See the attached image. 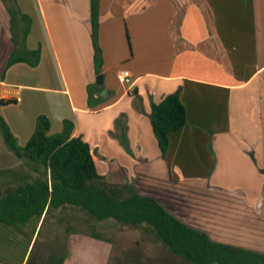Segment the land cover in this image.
I'll list each match as a JSON object with an SVG mask.
<instances>
[{
	"label": "crops",
	"instance_id": "obj_1",
	"mask_svg": "<svg viewBox=\"0 0 264 264\" xmlns=\"http://www.w3.org/2000/svg\"><path fill=\"white\" fill-rule=\"evenodd\" d=\"M16 2L31 18L26 47L40 50L37 66H8L15 47L0 0V100H16L0 115L18 145L40 115L49 134L71 121L101 175L112 163L122 181L213 240L264 252V0H98L99 74L91 0ZM179 88L186 123L161 158L151 105ZM42 223H0V264H26ZM69 247L63 264H109L107 240L73 235Z\"/></svg>",
	"mask_w": 264,
	"mask_h": 264
},
{
	"label": "trees",
	"instance_id": "obj_2",
	"mask_svg": "<svg viewBox=\"0 0 264 264\" xmlns=\"http://www.w3.org/2000/svg\"><path fill=\"white\" fill-rule=\"evenodd\" d=\"M4 2L11 16L15 47L8 66L26 62L35 67L40 60V50H28L26 47L31 19L20 11L16 0ZM98 9V0H91L92 39L96 72L99 74L103 59L98 42ZM180 90L151 105L149 118L161 158H165L169 149V134L186 123V109L180 99ZM15 103V99L0 100L3 106ZM124 118L125 115H120L116 125L123 123L121 138L125 144ZM50 127L49 118L40 115L31 138L21 147L0 115V131L6 145L39 175L34 182H25L0 195L1 224L34 226L40 219L45 220L53 210L73 207L99 221L113 219L128 226H145L174 256L189 264H264V252L217 242L207 232L192 227L170 213L155 197L139 193L132 182L121 180L120 172L114 169L112 163L110 173L101 175L90 145L81 136L72 137L71 121L65 120L63 130L56 134H49ZM260 172L264 175V169H260ZM90 235L104 239L97 232ZM36 243L26 264H42L33 258ZM65 258L52 253L49 264H63Z\"/></svg>",
	"mask_w": 264,
	"mask_h": 264
},
{
	"label": "rangeland",
	"instance_id": "obj_3",
	"mask_svg": "<svg viewBox=\"0 0 264 264\" xmlns=\"http://www.w3.org/2000/svg\"><path fill=\"white\" fill-rule=\"evenodd\" d=\"M38 177L28 162L19 160L8 148L0 131V195ZM228 181L237 184L238 180ZM91 232L100 233L111 243L109 264H189L174 256L145 226H128L113 219L99 221L73 207L53 210L43 219L33 258L49 264L52 253L66 257L70 252V237Z\"/></svg>",
	"mask_w": 264,
	"mask_h": 264
},
{
	"label": "built area",
	"instance_id": "obj_4",
	"mask_svg": "<svg viewBox=\"0 0 264 264\" xmlns=\"http://www.w3.org/2000/svg\"><path fill=\"white\" fill-rule=\"evenodd\" d=\"M119 78H120V80H121L123 83H127V84L131 83V81H130V74H129L128 71H122V72L120 73V75H119Z\"/></svg>",
	"mask_w": 264,
	"mask_h": 264
},
{
	"label": "water",
	"instance_id": "obj_5",
	"mask_svg": "<svg viewBox=\"0 0 264 264\" xmlns=\"http://www.w3.org/2000/svg\"><path fill=\"white\" fill-rule=\"evenodd\" d=\"M97 84L101 85L103 83V75L97 76L96 79ZM105 94V91H102V95Z\"/></svg>",
	"mask_w": 264,
	"mask_h": 264
}]
</instances>
